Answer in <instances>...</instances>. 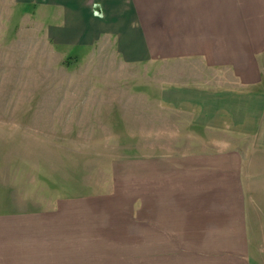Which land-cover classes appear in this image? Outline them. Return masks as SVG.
<instances>
[{
    "label": "crops",
    "instance_id": "obj_1",
    "mask_svg": "<svg viewBox=\"0 0 264 264\" xmlns=\"http://www.w3.org/2000/svg\"><path fill=\"white\" fill-rule=\"evenodd\" d=\"M25 3L41 14L56 8L44 29L65 45L113 37L125 64L183 67L187 80L162 85L161 105L216 138L195 140L207 148L127 161L137 229L84 231L103 244L59 243L58 211L0 213V264H257L246 175L262 174L255 183L264 185V165L254 159L264 156V0ZM252 141L262 146L251 156L244 143ZM112 234L136 245L116 244Z\"/></svg>",
    "mask_w": 264,
    "mask_h": 264
},
{
    "label": "rangeland",
    "instance_id": "obj_2",
    "mask_svg": "<svg viewBox=\"0 0 264 264\" xmlns=\"http://www.w3.org/2000/svg\"><path fill=\"white\" fill-rule=\"evenodd\" d=\"M56 16L55 7L41 14L39 4L0 0V213L58 211L59 243L103 244L84 231L137 229L127 161L207 148L195 140L216 137L161 105L162 85L187 80L183 67L125 64L113 37L65 45L44 29ZM258 145L244 143L251 156ZM254 159L264 165V156ZM261 175H246L257 264H264ZM70 230L80 237H66ZM115 240L136 245L135 238Z\"/></svg>",
    "mask_w": 264,
    "mask_h": 264
}]
</instances>
